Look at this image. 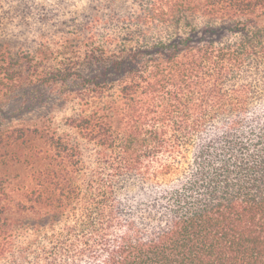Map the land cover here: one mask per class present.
Listing matches in <instances>:
<instances>
[{
	"label": "trees",
	"instance_id": "obj_1",
	"mask_svg": "<svg viewBox=\"0 0 264 264\" xmlns=\"http://www.w3.org/2000/svg\"><path fill=\"white\" fill-rule=\"evenodd\" d=\"M0 264H264V0H0Z\"/></svg>",
	"mask_w": 264,
	"mask_h": 264
},
{
	"label": "rangeland",
	"instance_id": "obj_2",
	"mask_svg": "<svg viewBox=\"0 0 264 264\" xmlns=\"http://www.w3.org/2000/svg\"><path fill=\"white\" fill-rule=\"evenodd\" d=\"M62 115H60L59 117H61Z\"/></svg>",
	"mask_w": 264,
	"mask_h": 264
}]
</instances>
